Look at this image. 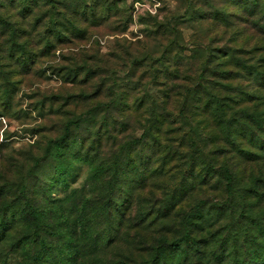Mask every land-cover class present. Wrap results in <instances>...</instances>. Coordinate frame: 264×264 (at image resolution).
<instances>
[{
  "label": "rangeland",
  "instance_id": "obj_1",
  "mask_svg": "<svg viewBox=\"0 0 264 264\" xmlns=\"http://www.w3.org/2000/svg\"><path fill=\"white\" fill-rule=\"evenodd\" d=\"M214 1L218 6L215 3L212 5L232 14L227 19L230 25L222 23V16L221 23L211 19L199 20L202 15L214 14L211 5H205L203 0H0L3 18L14 23L15 27L25 28L24 32L28 33L29 46L20 55L32 60L26 63L25 68L10 60L5 68L14 72L9 86V100L3 99L10 105L6 110L0 107V220L4 217L5 208L18 213L24 204L50 206L52 202L61 200L65 213L70 214L72 209L77 211L83 202L92 207L96 202L103 204L110 200L120 204L125 197L123 202L127 206L132 205L126 214L130 220L127 224L119 216H107L95 210L84 218L83 224L72 217L68 229L55 224L52 231L42 232L52 248L63 250L57 259L64 258L62 262L65 264H147L152 259H158L153 261L154 264H198L190 242L184 244L179 252L169 250L168 245L182 235L187 224L199 222L200 227L195 229L201 233L195 236L199 240L200 251L209 249L212 252L214 241L225 238L229 246L225 264H241L235 257L240 256L239 261H249L255 253H259V261H264V251L259 246L264 243V211L254 210L246 218L242 215L241 199L225 191L224 180L216 182L210 177L211 172L223 164L230 150L224 148L223 156L215 162L211 160V153L207 152L213 147L188 155L186 130L196 123L197 110L191 107L186 113L184 111V116L178 121L184 100L183 91L178 94L174 89L165 93L170 91L167 82L170 83L168 78L172 77L169 74L174 67L166 70V66L159 63L166 45L177 39L183 55L178 61L182 78L175 82H186L184 73L196 82L195 77L200 73L199 67L206 54L213 55L215 65L224 60L222 55L226 50L230 49L229 54L236 51L234 55L239 59L242 57L240 52L260 43L246 29L252 26L241 20L240 0ZM44 2L47 6L35 10V3L41 5ZM107 7L111 9L106 16ZM30 11L31 14H28ZM193 12L197 18L194 23L188 19V13ZM45 13L35 31V18ZM49 20L61 24V28L64 24L77 34L85 33L66 38L67 41L55 42L46 49L45 42L38 41ZM160 24V34L157 35L155 32ZM166 29L169 33H164ZM178 30L181 37L175 34ZM242 30L244 35L234 41L233 33ZM5 37L8 39L7 33ZM172 62L171 65H174L175 62ZM64 67L69 68L63 70ZM71 69L78 72L74 82L67 79V71ZM27 70L28 73H25ZM215 71H218L216 75L206 76L216 77L222 85L229 82L250 92L246 80L237 78L227 81L223 78L225 72L235 73L234 68L218 66ZM120 94H123V100L117 101L118 107L114 108L111 101ZM108 103L111 109L102 123L103 109ZM96 107L97 115L92 121L87 111ZM155 115L160 117L159 124L164 121L162 129L160 132H148ZM72 120L80 121L81 126L76 127V123H70ZM107 122L115 129L111 125L105 127ZM69 123L68 141L56 147V152L47 153L49 142L52 141L53 145V141L64 135ZM180 125L182 128L176 132L177 129H174ZM120 126L122 133L117 136ZM98 130L101 134L106 131L102 135L104 139L109 134L117 136L122 143L139 142L131 149L130 157L138 166L145 161L140 167L145 173L143 178L139 179L130 168L126 169L127 173L124 172L121 185L114 186L115 180L109 175L100 182L90 178L92 164L79 163L73 156L84 139L89 137L87 132L95 135ZM201 136L213 137L215 132L204 131ZM193 155L196 161L190 163ZM102 158L109 160V155ZM128 159H123L124 164ZM162 162L164 166L159 170ZM60 167L71 171L60 177ZM262 171L264 166H258L249 175L264 180ZM252 177L244 173L234 174V186L246 200L253 193L249 187ZM63 179H66L67 186L63 185ZM214 183H217L218 189H209V185ZM22 185L25 187L22 188ZM182 187L185 190L179 195ZM257 187L263 190L262 186ZM126 189L132 191L127 197ZM146 196L149 203L143 208H136L133 201ZM200 200H206L201 215L197 214ZM253 200L254 196L248 199ZM180 201L184 202L179 205ZM218 205L231 207L234 213L223 232L211 239L210 235L216 228L206 224L216 217ZM140 213L147 214L144 222H138ZM21 222L17 216L13 226L10 225L0 235V264H27L24 251L33 255L32 249L20 247V241L18 243L21 232L25 231ZM224 223L225 220H222L216 226ZM230 224L232 226L227 230ZM162 239L166 242L161 250L162 258H158L159 251L155 247ZM233 243L238 249L231 248Z\"/></svg>",
  "mask_w": 264,
  "mask_h": 264
},
{
  "label": "trees",
  "instance_id": "obj_2",
  "mask_svg": "<svg viewBox=\"0 0 264 264\" xmlns=\"http://www.w3.org/2000/svg\"><path fill=\"white\" fill-rule=\"evenodd\" d=\"M202 0H200L201 2ZM205 5H211V9L213 10L212 15L205 14L199 17V20L208 21V19L214 20L218 23H222L224 25H230L227 20L232 16V14L227 13L226 11H221L220 8L212 5L215 3L218 6L216 1L211 0H203ZM191 4H194V1H191ZM203 6V4L201 3ZM47 6V3H42L39 5L35 3V10L37 7ZM235 7V4H232ZM242 11L241 20L244 24L250 25L252 27H246L248 31H251V34L255 35V38L259 40V44H255L252 48H249L245 52H240L242 57L236 59L234 53L236 51L233 50L231 54H229L230 49L224 51L222 58L223 61L220 63L214 64V59L212 54H206L205 59L202 61L199 69L200 73L197 75L196 82L188 77L186 73H184L183 78L186 82L176 83L175 80L181 79L180 66L179 62L182 60L180 46L181 44L177 42V39H172L166 45L162 57L159 59V63L166 66V70H169L170 66L174 67V70L169 76L167 82V88L170 91H165L166 94L170 93L172 90H177L176 92L179 94L180 92L184 95V100L181 104L178 113V121L184 116V111H188L191 107L197 110L196 115L198 119L193 126H188L186 130V136L188 138V146H189V154H193V151L197 152H205L204 150L208 147H213L211 151H207L211 153L212 162L217 161V159L223 156L224 148L230 150L228 156L223 159V164L216 169H214L210 177L216 179V182L221 180L223 181V185L225 186V191L233 196H238L242 201V215L246 218L253 212L254 210H263L264 211V180L253 175H249V173L257 168L258 166H264V0H240L238 5ZM1 8V6H0ZM110 7H107L106 16L110 12ZM195 9V6L193 7ZM36 12V11H35ZM77 13V12H76ZM31 14V11L28 12ZM24 14V16L28 15ZM193 13H188V19L194 23L197 21L196 15L194 17ZM244 14V15H243ZM46 16L42 14L40 16L37 15L35 18V31L37 30L39 23L42 22L43 17ZM105 16V17H106ZM220 16L221 18L220 21ZM61 24L52 23L50 20L48 22L47 27L43 31L42 37L38 42L43 40L45 42L44 47L46 49L50 48L55 44V42H63L67 41L66 38H71L72 36H80L85 33L81 32L77 34V31H70L67 26L62 24L63 28L60 27ZM43 26L45 24L43 23ZM161 24L158 25L159 29L156 30L155 33L157 35L160 34ZM55 27H59L55 29ZM64 29V30H63ZM255 29V30H251ZM25 28L15 27L14 23H9L6 21L0 9V107L5 110L8 109L10 102L3 101V99L9 100V86L10 81L12 80V74L14 71L10 72L7 68L8 64L11 63L10 60H14L13 64L27 66L29 60L25 55H20L22 52L27 51L28 43V33L24 32ZM163 30L164 33H169V31ZM67 32V33H66ZM8 34V39H6L5 34ZM175 34L179 37L182 36L181 32L178 30ZM243 34L244 31H239L233 33V40L236 41L238 37ZM54 39V40H53ZM19 40H22L19 42ZM24 41V42H23ZM211 41V40H210ZM23 44H20L22 43ZM209 47V46H207ZM203 53L202 50H196V52ZM172 52H174L172 54ZM37 54V53H36ZM35 54V55H36ZM45 55V54H44ZM175 62L174 65H171ZM144 62V61H143ZM218 66H225L227 68H234L236 70L233 72H225L223 75L224 79L227 81L236 80L237 78H242L247 81L249 87H247L250 92L244 91L240 89L241 87L234 86L231 83L227 82L225 84H221V82L214 76H206V74L216 75L218 71L215 69ZM69 67H64L63 70ZM83 68V67H82ZM81 69V68H80ZM29 70H27L28 73ZM76 69H71L67 71V79L71 82L76 81L78 78ZM188 80V81H187ZM171 81H174L171 84ZM18 83V81H16ZM225 87V89H224ZM99 88V87H97ZM246 88V89H247ZM124 97L123 94H120L117 98L111 101L113 107L116 108L117 101L122 102ZM118 104V103H117ZM111 106V105H110ZM109 103L104 107V118L102 123L107 119V115L109 110L111 109ZM100 107V106H98ZM90 109L87 111L94 120V117L97 115V109ZM93 116V117H92ZM159 116H154L150 121L148 132H160L162 129L164 121H161L159 124ZM158 120L157 122H155ZM164 120V119H163ZM70 123H76V127H80V121H70ZM66 124L65 134L59 137L57 140L49 142L47 147V153L56 152V147L63 144L65 141L69 139V126L71 124ZM185 123V122H184ZM112 126L114 129V125L107 122L105 123V127ZM169 125V123H166ZM179 128H182L181 125L174 130L177 129L176 132H179ZM116 131V135L118 136L121 130ZM87 130H90L87 128ZM173 130V131H174ZM204 131L215 132V136L213 137H202L201 134ZM106 131L103 133L105 134ZM175 132V131H174ZM217 132V133H216ZM89 137L84 139V143L81 144L80 148L76 150L74 153V159L79 163L85 162L89 165L92 164L91 168V179L94 182H100V180L105 179L108 175L110 179H114V186L118 184H122L124 181V172L127 173V168L133 170V174L139 176L141 179L145 176L143 172H141L140 167L145 164V161L141 163L139 166L133 161L130 157L131 149L138 145V141H130L122 143V141L117 140V136L107 135L104 139L102 137L101 132L98 130L96 134L87 132ZM88 144V145H86ZM53 146V147H52ZM106 155H109V160L102 158ZM129 158L124 164L123 159ZM196 161L195 156L190 157V163H194ZM124 164V168H123ZM254 164V166H253ZM59 166V165H58ZM163 162L159 165V170L163 168ZM61 170V171H60ZM158 170V171H159ZM60 177H64L66 173L71 170L59 168ZM264 172V171H262ZM244 173L246 176H253L250 182V190L254 193H250L252 195H248L247 200L238 193L237 189L234 186V174ZM123 174L121 177L120 175ZM63 185L67 186L66 179H63ZM187 180V179H184ZM111 183V181H110ZM120 184V185H121ZM8 186V185H6ZM257 186H262L263 190H259ZM25 186L22 185V188ZM109 189V188H108ZM107 189V191H108ZM209 189L216 190L217 183L214 185H209ZM185 190V187L178 192V194H182ZM131 190L126 189L125 195L131 193ZM248 192V189L246 191ZM4 194V193H3ZM169 196V195H168ZM251 196H254L253 201L250 200ZM170 197V196H169ZM168 197V201H169ZM125 199V197L123 198ZM121 200L120 204L114 203L113 200L110 202H106L100 204L96 202L93 207L88 206L86 202L80 204L77 211L72 209L70 214L65 213L63 205L61 204V200L58 202H52L50 206H40L34 207L31 204H24L18 213L14 212L11 208H5L3 215L4 217L0 220V235L3 234L4 231L8 230V227L16 221L17 216L22 220L20 224L25 228V231L21 232L20 239V247L28 246V248L33 250V255L30 256L27 252L24 251L25 256L24 260L27 264H65L62 262L64 258L57 259L58 256H61L63 250L59 247H51L50 244L46 242V240L42 236V232L44 231H52V228L55 224H58L59 227L65 226V228H69L68 222L75 217L77 222L83 224L84 218L91 212L97 211L100 213H104L105 215H115L119 216L123 219L124 223L127 224L129 218L126 216L127 211L132 207V205L127 206L126 202ZM148 197H144L142 199H138L133 201L135 203L136 208L142 207L149 203ZM53 201V200H52ZM86 201V200H85ZM181 202L180 201L179 205ZM206 205V200H200V206L198 207L197 214H202V209H204ZM186 207V206H185ZM184 207V208H185ZM116 211V212H115ZM216 217L212 218L207 226H215L216 231L210 235L211 239H214L216 235H220L225 228L226 222L229 220L230 216L233 215L234 209L231 207L228 208L225 205H218L216 209ZM201 212V213H200ZM193 214V213H191ZM199 215V216H200ZM71 216V217H70ZM198 215L194 216L197 217ZM7 218L11 219L9 221ZM147 219V214L140 213L138 214V222H144ZM225 220V223L221 226H216L220 221ZM201 223H204L201 222ZM197 224V225H196ZM15 226V225H14ZM199 226V222H195L192 225H186L182 235L173 239L169 242L168 249L171 251L179 252L184 244L190 242V246L194 251V256L198 264H225V256L229 252V246L225 238L223 240L214 241L215 246H213L212 252L209 249H205L200 251L199 249V240L196 238V234L201 233L198 232L195 228ZM232 224H230L226 229H230ZM68 233V230H66ZM76 229H74V232ZM236 238V236H234ZM166 239H162V242L157 244L155 247L156 250L159 251L158 258H162V251L164 243ZM17 246V243H14ZM262 252L264 251V243H260ZM38 247V251L35 249ZM238 249V246L233 243L231 248ZM35 253L37 256L35 257ZM256 255L252 256L249 261H239V257H235V260L241 264H248L253 262V264H264V261H259V253H255ZM156 258V257H155ZM27 259L29 261L27 262ZM158 259H152L147 264H152L153 261H157ZM156 263V262H155ZM154 264V263H153Z\"/></svg>",
  "mask_w": 264,
  "mask_h": 264
}]
</instances>
